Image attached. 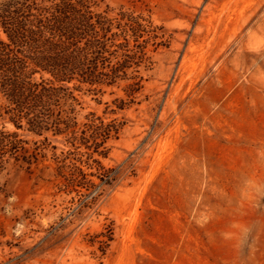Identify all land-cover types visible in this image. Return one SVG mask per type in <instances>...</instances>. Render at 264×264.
I'll use <instances>...</instances> for the list:
<instances>
[{
  "label": "rangeland",
  "instance_id": "374dc122",
  "mask_svg": "<svg viewBox=\"0 0 264 264\" xmlns=\"http://www.w3.org/2000/svg\"><path fill=\"white\" fill-rule=\"evenodd\" d=\"M96 2L164 27L169 46L133 100L74 93L79 125L120 129L103 156L47 134L37 162L6 164L0 264H264V0Z\"/></svg>",
  "mask_w": 264,
  "mask_h": 264
},
{
  "label": "trees",
  "instance_id": "16d2710c",
  "mask_svg": "<svg viewBox=\"0 0 264 264\" xmlns=\"http://www.w3.org/2000/svg\"><path fill=\"white\" fill-rule=\"evenodd\" d=\"M165 36L149 18L123 8L101 10L96 0H1L0 175L10 160L23 156L29 166L42 158L47 134L66 136L64 142L75 152L84 148L88 160L103 156L99 149L120 129L92 114L79 125L74 93L122 86L133 100L144 88L143 73L153 68L152 55L168 48ZM127 106L120 100L116 109ZM19 131L43 141L29 147Z\"/></svg>",
  "mask_w": 264,
  "mask_h": 264
}]
</instances>
